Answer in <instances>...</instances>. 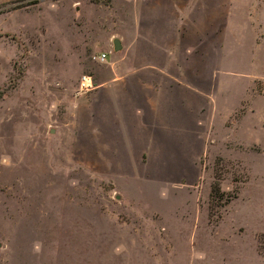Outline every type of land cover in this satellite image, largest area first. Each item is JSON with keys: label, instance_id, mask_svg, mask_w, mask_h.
I'll use <instances>...</instances> for the list:
<instances>
[{"label": "rangeland", "instance_id": "obj_1", "mask_svg": "<svg viewBox=\"0 0 264 264\" xmlns=\"http://www.w3.org/2000/svg\"><path fill=\"white\" fill-rule=\"evenodd\" d=\"M134 14L128 0H0V264H264L251 114L264 111V41L257 84L213 126L196 219L185 189L90 153L84 79L107 72L94 57L116 39L129 50Z\"/></svg>", "mask_w": 264, "mask_h": 264}, {"label": "crops", "instance_id": "obj_2", "mask_svg": "<svg viewBox=\"0 0 264 264\" xmlns=\"http://www.w3.org/2000/svg\"><path fill=\"white\" fill-rule=\"evenodd\" d=\"M128 5L135 12L129 50L109 55L107 72L94 75L83 104L90 153L98 166H139L169 191L185 189L196 219L213 126L243 107L241 92L261 72L253 52L264 41V0ZM238 79L246 86L238 87ZM259 107L251 112L253 131L264 128Z\"/></svg>", "mask_w": 264, "mask_h": 264}, {"label": "built area", "instance_id": "obj_3", "mask_svg": "<svg viewBox=\"0 0 264 264\" xmlns=\"http://www.w3.org/2000/svg\"><path fill=\"white\" fill-rule=\"evenodd\" d=\"M109 55H110L109 53L108 54L104 53L99 57H94V59L97 60L98 62L102 63V64H105L108 62Z\"/></svg>", "mask_w": 264, "mask_h": 264}, {"label": "water", "instance_id": "obj_4", "mask_svg": "<svg viewBox=\"0 0 264 264\" xmlns=\"http://www.w3.org/2000/svg\"><path fill=\"white\" fill-rule=\"evenodd\" d=\"M122 49H123V45H122L121 41L118 40V39H116V40L114 41V50H115L116 52H119V51H121Z\"/></svg>", "mask_w": 264, "mask_h": 264}, {"label": "bare ground", "instance_id": "obj_5", "mask_svg": "<svg viewBox=\"0 0 264 264\" xmlns=\"http://www.w3.org/2000/svg\"><path fill=\"white\" fill-rule=\"evenodd\" d=\"M87 78V77H86ZM85 78V79H86ZM84 79V80H85ZM92 86V81H91V79L90 78H87L85 81H84V84H83V87H85V88H89V87H91Z\"/></svg>", "mask_w": 264, "mask_h": 264}]
</instances>
